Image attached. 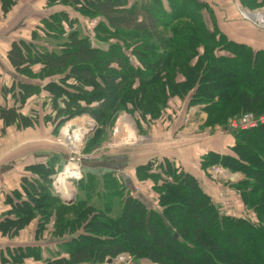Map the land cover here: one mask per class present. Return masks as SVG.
<instances>
[{
    "label": "trees",
    "instance_id": "1",
    "mask_svg": "<svg viewBox=\"0 0 264 264\" xmlns=\"http://www.w3.org/2000/svg\"><path fill=\"white\" fill-rule=\"evenodd\" d=\"M243 1L246 5L250 0ZM18 2L0 0L1 14H8ZM46 4L70 6L82 16L98 19L108 35L135 41L148 37L154 46L145 50L154 54L139 53L137 64H132L131 55L120 48L102 51L74 29L50 50L37 44V37L40 32L54 37L44 25L54 22L62 27L67 18L65 12L52 13L30 31L28 41L14 40L6 51L10 68L27 80L0 89L1 99L6 101L10 94L14 103L0 104L4 129L34 125L20 110L41 90L51 99L57 127L85 114L97 127L106 126L121 110L156 119L165 115L173 98L188 100L186 108L203 106V126L209 128L227 129L231 119L264 115V49L229 40L214 21L211 2L46 0ZM228 132L233 145L226 153L202 155L200 169L218 165L241 174V180L224 185L247 213L221 212L197 178L167 157L136 168L139 181L153 184L160 211L147 208L110 174L100 179L86 174L79 183L102 184V190L95 186L91 193L104 194V210L79 198L63 205L51 185L58 158L50 157L24 166L21 191L14 189L5 197L10 209L0 217V235L13 239L36 220V239L50 227L48 235L57 250L50 254L48 246L40 244L5 245L0 248V264H105L121 254L151 264H264V125ZM115 198L121 208L113 217Z\"/></svg>",
    "mask_w": 264,
    "mask_h": 264
},
{
    "label": "rangeland",
    "instance_id": "2",
    "mask_svg": "<svg viewBox=\"0 0 264 264\" xmlns=\"http://www.w3.org/2000/svg\"><path fill=\"white\" fill-rule=\"evenodd\" d=\"M239 1L240 8L247 11L261 10L264 8V0H260L261 2H259L258 0H250L247 1L246 5H243V0ZM211 4L212 7H215L214 3L211 2ZM58 12H65L67 14L66 20L62 19V27H58V25H56L57 23L54 22H51L50 25H44V28L50 30H46L47 32H55L54 37L46 36L44 32H40V37L38 36L36 39L37 44H40L44 47L48 46V49H50L51 47L57 48L61 45L62 41L66 38V35L71 31V29H74L79 33V36L87 37L89 43L93 47L99 48L102 51H107L109 46H116L117 48H120V50L126 53L128 56L131 55L130 59L131 57L133 58L131 59L132 64H137L138 60H136L135 56L139 53H147L149 55L154 54L153 51L145 50V48H150L154 46L153 40L149 39L148 37H145V39H141L139 41H135L133 39H127L125 37L121 38L115 35H108L98 19H95L93 17L82 16L78 14L73 7L59 5L48 6L46 4V0H19L17 5L5 16L2 15L0 12V89L9 88L13 81L16 83L19 81L27 80V78L23 75L15 74L10 68V66L7 65L8 63L5 60V54L10 43L14 40L20 39L28 41L29 33L35 26L37 27L43 25L44 19L48 18L52 13L54 14ZM245 23L248 27H250L249 25L251 24L247 22ZM69 24H71V28ZM251 27L255 28L254 25H251ZM59 28H62V30ZM255 29L258 30H255L257 33H262V36L264 37V30H260L257 28ZM60 35L62 36V38L58 37ZM33 72L35 73L36 71ZM44 99L47 100L48 104H50L49 106L45 107L46 101ZM187 102L188 100H179L177 98L171 99L167 103L168 107L165 110V115H162L159 118L157 117L156 119H153L154 117H145L144 119L141 117V114L136 111H132V113H129L127 111L121 110L120 112L112 116L110 124L102 127H97L95 121L86 114L76 116L70 120H77L75 125H77L78 128L81 126V124L84 125L87 123H93L92 128L95 127L93 130L92 128L90 129V131L88 130L89 127H91L89 125V127L82 126L81 131H83V147H85V149L91 150L89 152H85L83 150V154H92V156H90L91 160H87V162L94 163L95 161H98L99 159L105 156H110L111 154H114L119 151L134 153L143 152L141 154L145 155L150 145V141H152L154 137L156 138L154 131L159 130L160 125L166 122V120H168L169 118L171 119V117H173V122L171 124H168L166 122V129H168V127L172 129L177 128L176 126L178 125V123H182V118H186V121H188V118L190 117L189 112L192 111L193 106H189L186 108ZM4 103L8 105L14 104L13 100H11L10 98V94L7 95L6 101L2 100L0 95V104ZM50 107L52 108L51 99L46 95V93L41 90L38 92L37 95L28 98L25 101L22 109L20 110L21 114H23L24 116H30L34 120L32 121L34 122V125L31 128L24 129L20 126L13 125L9 128L4 129L2 127V124L0 123V174L3 171H6L4 174L6 180L9 183H17L19 175L21 174V170L24 168L25 165L38 163L40 161H46L50 159V157L53 159L58 158L55 159V162L53 163L54 174L51 176V185L55 181L54 185L60 186V182L63 180V178L65 176L67 177L70 174L68 171L63 170V168L66 166L68 156L64 153L63 147L59 146L56 143V139L59 136L60 129L66 124H68L70 120L57 127V125L55 124L56 120L53 119V113L52 110L50 111ZM189 119L193 118L191 117ZM191 121L192 120H190L189 122ZM189 122H187V124ZM117 124L119 125L117 133L118 141L123 139L125 141H130L133 136L138 137V135H140L142 139H139V142L135 143L127 142L126 144H123L117 149H107L106 146H108L109 140ZM227 129L221 127L220 130H217L215 127L209 128L202 126L200 133L206 136H211L215 133L224 132L225 130L228 131ZM151 135L153 137L149 138L151 137ZM45 139L49 141L46 142ZM23 140H25L26 145L29 146L28 148H22ZM38 141H41L42 143ZM6 148H10V152H8V155L4 157V153L7 151ZM83 166L84 165H82V168ZM213 169H217L220 171L224 170L229 175L236 174L230 173L228 170L218 165L208 167L202 171V176L215 189V194L217 193L218 199L219 196L224 194L226 195V199L229 201V208H223L219 206L218 203H215L216 207H218L221 212L230 215L238 216L243 215V213H247L244 210L240 200L238 201V199H235L236 197L232 195L233 191H231L226 187V185H224L228 182L233 183V181L227 180L224 182L218 178H213ZM60 172L61 174L58 175ZM23 175L24 174H22L21 177ZM236 176L237 181L243 178V176L239 173ZM72 179L73 176L72 174H70L67 178V181L65 180V185H67ZM82 179L78 180V182H71V184H75L73 185L75 190V196L76 186L78 185V183L81 182ZM216 187L218 192H216ZM66 189L67 191H69V194H71V190L69 188ZM153 189L154 188L151 187L152 192H149L148 196L145 198L134 194L133 196L141 200L147 206V208L160 211L157 202L158 194ZM73 198L74 202L75 197ZM250 218L251 220H254V216ZM0 242L2 244L1 239ZM131 263L151 264L146 260L138 263L137 261H134V259L131 260Z\"/></svg>",
    "mask_w": 264,
    "mask_h": 264
},
{
    "label": "crops",
    "instance_id": "3",
    "mask_svg": "<svg viewBox=\"0 0 264 264\" xmlns=\"http://www.w3.org/2000/svg\"><path fill=\"white\" fill-rule=\"evenodd\" d=\"M205 1L215 4V7H213L214 21L217 23L219 29L226 34L229 40L237 43H243L256 49H264L263 34H259L255 30L253 31L248 28L247 24L243 22L237 14V8H240L239 0ZM189 114V118L192 117L193 119L188 118V121H186V118H182V123H178L176 126L177 128L175 129L170 127L166 129L165 127L166 122L168 124L173 122V117H171V119L169 118L166 122L160 125L159 130L154 131L156 138L154 137L153 140L151 139L152 141H150V145L145 155L141 154L143 152H116L110 156H105L92 164H86L84 166L83 177H85L86 174H91L97 179H100L104 175L110 174L113 178L118 177V185H120V187L122 185L126 188V190H130L131 194L145 198L148 196L149 192H152V184L149 181H139L137 179V166L146 163L150 159H161L163 157H167L175 160L176 164H179L186 172L193 174L204 190L213 197L214 203H217L218 196L217 193L215 194V189L201 174L202 170L200 169V158L208 152L226 153V149L233 145L234 139L226 130L224 132L215 133L211 136H206L200 133L201 127L206 119L203 106H194ZM190 120L192 121L189 122ZM187 122L189 123L187 124ZM215 128L220 130L221 127L215 126ZM152 137L153 136L151 135L149 138ZM45 141L48 142L49 140L45 139ZM38 142L42 143L41 141ZM28 147L29 146L26 145L25 140H23L22 148L25 149ZM8 152H10V148L4 153V157L8 155ZM5 172L6 171H3L0 174V217H3V215L10 209V206L5 204V197L9 194V192L14 189L21 191L20 177L24 174V170L22 169L17 183H9L6 180L4 174ZM235 174L237 175L238 173ZM236 175L232 179L233 183L237 182ZM229 178L231 179V175ZM96 184L97 183L89 184L87 182V184L84 183L80 185L78 183L76 186L75 198H79L85 202L87 201L88 206L95 207L102 211L106 208L104 194L100 197L101 194L99 193L98 195L91 193L94 191L95 186L98 187L97 191L102 190V184L100 182L99 185ZM116 189L117 188H114V190ZM216 192H218L217 187ZM62 204L65 205L63 202ZM108 206H110V204ZM120 208V200L117 198L113 199L112 210L110 212L111 216H116L119 213ZM35 226L36 220L32 221L29 226L21 230L17 237L13 239L1 237L0 235V239L2 240V244L0 242L1 247H4L5 245L26 246L40 244L42 246H48V249L45 250L50 254L56 251L57 249L54 242L55 239L50 238L48 235L50 227L47 228L46 232H44L40 238L36 239ZM123 255L126 254H121L120 260L124 257Z\"/></svg>",
    "mask_w": 264,
    "mask_h": 264
},
{
    "label": "built area",
    "instance_id": "4",
    "mask_svg": "<svg viewBox=\"0 0 264 264\" xmlns=\"http://www.w3.org/2000/svg\"><path fill=\"white\" fill-rule=\"evenodd\" d=\"M237 9H238L237 10L238 14L243 21L251 25H254V27L257 29L264 30V23H262L260 19H257L255 17V16L264 15L263 13L264 8L261 10H252V11H247L241 8H237ZM76 122L77 120L75 119L70 120L68 124H66L60 129L59 136L56 139V143L59 146L63 147V149L66 151L68 156L66 166L63 168V170L68 171L73 176V179L69 181V183L66 185L67 188L71 190V194L69 195L63 194L61 192V188H59V186L54 185L55 181L53 182L52 184L53 189L55 190V193H57V195H59L61 198H71L74 196L75 194V190L73 186L74 184H71V182L72 183H74L73 181L78 182V180L83 178L82 164L84 161L91 160L90 156H92V154H88V155L83 154V150H84L83 142H82L83 133H81L79 130L81 128H78L76 133L73 134L74 131H72L71 125L75 124ZM91 124L92 126L88 129L89 131L93 127V123ZM257 125H264V115L254 117L252 114H246L240 117L239 119H231L227 123V128L228 130H247L254 128ZM118 129H119V125L117 124L109 140V144L108 146H106L107 149L110 150L117 149L118 147L127 143V142L118 141V135H117ZM138 138L142 139L140 135H138ZM68 142H78V146L73 148V146L70 145ZM60 174L61 172L58 175ZM214 177L225 182L229 180L230 175L224 170L220 171L217 169H213V178ZM218 205L223 208H229V201L226 199V195L223 194L219 196ZM123 256L124 257L122 258V260H120L121 259L120 258L118 261H116L113 264H132L131 263L132 258L129 255L126 254Z\"/></svg>",
    "mask_w": 264,
    "mask_h": 264
},
{
    "label": "bare ground",
    "instance_id": "5",
    "mask_svg": "<svg viewBox=\"0 0 264 264\" xmlns=\"http://www.w3.org/2000/svg\"><path fill=\"white\" fill-rule=\"evenodd\" d=\"M264 13V12H263ZM257 19H260L261 20V22L262 23H264V15H261V16H255ZM89 125L90 126H92L91 124H89V123H87V124H84V125H82L81 124V126L79 127V128H81L82 126H88L89 127ZM90 128V127H89ZM71 129H73L72 131H74L73 132V134H75L76 133V131L78 130V126L77 125H75V124H72L71 125ZM76 129V130H75ZM80 131H81V129H79ZM133 132V131H132ZM81 133H83V131H81ZM128 139H129V137H128ZM124 140V139H123ZM123 140H119V142H130V143H135V142H139L138 140H139V138L137 137V136H133L132 138H131V140L130 141H123ZM68 143H70V145H72L73 146V148H75V147H77L78 146V142H68ZM72 143V144H71ZM70 175V174H69ZM69 175L66 177H64L63 178V180L60 182V186H59V188H61V192L63 193V194H69V191H67V186L65 185V180L67 181V178L69 177Z\"/></svg>",
    "mask_w": 264,
    "mask_h": 264
},
{
    "label": "water",
    "instance_id": "6",
    "mask_svg": "<svg viewBox=\"0 0 264 264\" xmlns=\"http://www.w3.org/2000/svg\"><path fill=\"white\" fill-rule=\"evenodd\" d=\"M95 128V127H94ZM94 128H92V130L94 129ZM235 177V175H231V180L230 181H232V179ZM73 199L74 198H61V200H62V202L65 204V205H71L72 203H73ZM114 262V260L113 259H108L107 261H106V264H112Z\"/></svg>",
    "mask_w": 264,
    "mask_h": 264
}]
</instances>
